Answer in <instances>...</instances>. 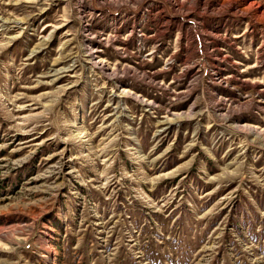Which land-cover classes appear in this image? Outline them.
<instances>
[{
    "label": "rangeland",
    "instance_id": "374dc122",
    "mask_svg": "<svg viewBox=\"0 0 264 264\" xmlns=\"http://www.w3.org/2000/svg\"><path fill=\"white\" fill-rule=\"evenodd\" d=\"M0 264H264V0H0Z\"/></svg>",
    "mask_w": 264,
    "mask_h": 264
},
{
    "label": "bare ground",
    "instance_id": "6f19581e",
    "mask_svg": "<svg viewBox=\"0 0 264 264\" xmlns=\"http://www.w3.org/2000/svg\"><path fill=\"white\" fill-rule=\"evenodd\" d=\"M86 59H87V62L88 63H91V64H94V65H96V66H98L99 68H101V69H104V70H106V69H108L107 67H106V64L102 61V60H99V57H98V52L95 50V51H92V49L91 50H88L87 52H86ZM56 72V71H55ZM65 72H70L69 70H66V69H60V70H58L57 72H56V74H55V76L56 77H58V78H60V76H61V74H63V73H65ZM128 94V93H127ZM175 115V114H174ZM177 115V114H176ZM180 117L179 116H176V120L177 119H179ZM174 119V120H175ZM170 121H172V120H170L169 119V122ZM255 133V132H254Z\"/></svg>",
    "mask_w": 264,
    "mask_h": 264
}]
</instances>
